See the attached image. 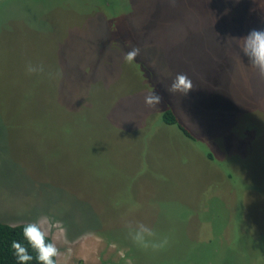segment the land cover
<instances>
[{
    "label": "rangeland",
    "instance_id": "obj_1",
    "mask_svg": "<svg viewBox=\"0 0 264 264\" xmlns=\"http://www.w3.org/2000/svg\"><path fill=\"white\" fill-rule=\"evenodd\" d=\"M252 29L264 0H0V221L46 217L57 264H264ZM140 223L167 246L134 244Z\"/></svg>",
    "mask_w": 264,
    "mask_h": 264
},
{
    "label": "clouds",
    "instance_id": "obj_2",
    "mask_svg": "<svg viewBox=\"0 0 264 264\" xmlns=\"http://www.w3.org/2000/svg\"><path fill=\"white\" fill-rule=\"evenodd\" d=\"M243 43L240 50L249 58L250 66L256 71L257 75L264 79V29H252L246 36L241 37ZM139 55V48L133 47L125 54L124 59L132 62ZM40 71L44 70V66L40 64ZM36 69L31 63L27 66V72L32 74ZM193 83L187 73H177L168 86L167 91L171 94L181 93L186 95L193 89ZM162 101V96L154 89L150 90L144 97L145 104L154 108ZM51 232V224L46 217L39 218L34 221L26 222L22 226L23 239L27 242L36 253L35 259L38 264H57V257L60 255V249L54 241L49 240ZM130 239L134 244L143 248L152 250H160L167 246V237L158 236L157 232L140 223L139 229L133 234L129 233ZM146 237H153L149 240ZM11 248L14 250L18 264H28L33 260V256L29 253L28 247L20 241L13 240Z\"/></svg>",
    "mask_w": 264,
    "mask_h": 264
},
{
    "label": "trees",
    "instance_id": "obj_3",
    "mask_svg": "<svg viewBox=\"0 0 264 264\" xmlns=\"http://www.w3.org/2000/svg\"><path fill=\"white\" fill-rule=\"evenodd\" d=\"M161 102L163 103V109L159 113L160 121L173 125L178 129L181 135L192 141L198 139L197 135L195 133L192 134V132H190V130L185 126L183 121L175 115L169 106H167V103L165 104V100L164 102ZM205 153L211 155L209 150H206ZM210 157L211 159L213 158L212 155ZM25 223L8 224L0 221V264H18V261L13 254L14 250L11 248V242L13 240L20 241L28 247L29 253L33 256V260L29 261L28 264H38V261L35 259L36 253L23 239L22 226ZM96 264L103 263L98 262Z\"/></svg>",
    "mask_w": 264,
    "mask_h": 264
}]
</instances>
